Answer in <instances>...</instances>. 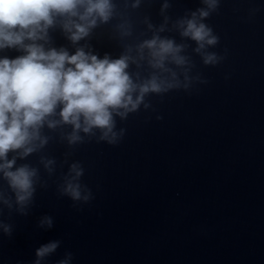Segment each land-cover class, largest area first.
Instances as JSON below:
<instances>
[{
    "label": "water",
    "instance_id": "1",
    "mask_svg": "<svg viewBox=\"0 0 264 264\" xmlns=\"http://www.w3.org/2000/svg\"><path fill=\"white\" fill-rule=\"evenodd\" d=\"M161 2L120 8L138 35L145 15L161 22ZM201 6L173 0L168 14L175 19ZM117 22L81 44L101 58H118L131 41L120 40ZM205 22L219 37L210 51L227 50L216 66L193 54V74L207 83L150 96L151 109L117 118V128L126 130L117 145L92 140L74 149L68 163L84 167L90 202L74 205L57 191L69 149L56 133H49L57 139L44 150L57 160L52 177L38 155L18 161L40 167L48 187L37 188L28 216L9 217L7 209L0 216L14 226L11 237L0 234V264H33L35 249L51 240L60 247L42 264H57L66 252L73 254L71 264H264V0H221ZM50 34L54 46L74 53L59 29ZM44 215L53 218V228L37 226Z\"/></svg>",
    "mask_w": 264,
    "mask_h": 264
},
{
    "label": "clouds",
    "instance_id": "2",
    "mask_svg": "<svg viewBox=\"0 0 264 264\" xmlns=\"http://www.w3.org/2000/svg\"><path fill=\"white\" fill-rule=\"evenodd\" d=\"M150 0H0V52L16 50L15 58L0 56V216L7 209L28 216L37 188H47L40 167L26 161L39 156V165L52 177L57 160L44 150L57 137L67 145L63 163L67 172L57 185L60 196L75 204L94 197L83 184L85 169L79 161L68 163L74 149L95 140L117 145L125 135L117 118L152 108L150 96L174 90L189 91L195 83H207L193 54L205 66L220 64L227 55L210 51L219 37L205 21L216 13L221 0H200L201 7L173 19L168 11L173 0H162L159 24L145 15L144 30L138 35L124 8L139 9ZM118 21L114 29L122 44L118 58L105 53L101 58L88 41L96 29ZM59 29L75 46L56 47L51 32ZM165 33H176L174 36ZM194 45V46H193ZM189 50H191L189 52ZM157 119L162 117L157 116ZM40 229L49 230L54 220L39 218ZM14 226L0 219V234L11 237ZM61 241L51 240L35 249L33 264H42L54 254ZM66 252L57 264H71Z\"/></svg>",
    "mask_w": 264,
    "mask_h": 264
}]
</instances>
